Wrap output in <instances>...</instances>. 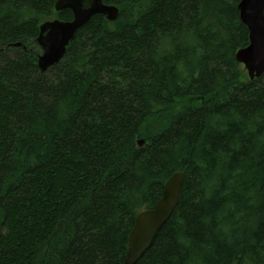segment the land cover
Segmentation results:
<instances>
[{
  "label": "trees",
  "instance_id": "obj_1",
  "mask_svg": "<svg viewBox=\"0 0 264 264\" xmlns=\"http://www.w3.org/2000/svg\"><path fill=\"white\" fill-rule=\"evenodd\" d=\"M103 1L118 18L42 71L40 25L73 11L0 0V264H123L177 172L137 264H264V74L236 58L240 0Z\"/></svg>",
  "mask_w": 264,
  "mask_h": 264
},
{
  "label": "water",
  "instance_id": "obj_2",
  "mask_svg": "<svg viewBox=\"0 0 264 264\" xmlns=\"http://www.w3.org/2000/svg\"><path fill=\"white\" fill-rule=\"evenodd\" d=\"M238 8L241 20L248 28L250 42L248 46L238 50L236 58L246 68L251 79L258 78L264 74V0H240ZM64 9L73 11L72 20L50 19L40 25L37 42L43 50L38 62L42 71L64 58L77 31L87 24L92 16L102 14L107 20L114 21L120 12L118 6L106 4L103 0H57L55 10ZM144 144V140L138 141L140 147ZM185 176V172L175 173L166 182L163 195L155 206L138 214L130 233L124 264H137L153 246L179 204Z\"/></svg>",
  "mask_w": 264,
  "mask_h": 264
},
{
  "label": "bare ground",
  "instance_id": "obj_3",
  "mask_svg": "<svg viewBox=\"0 0 264 264\" xmlns=\"http://www.w3.org/2000/svg\"><path fill=\"white\" fill-rule=\"evenodd\" d=\"M39 31H40V30H39ZM38 36H39V35H38ZM16 44H17V43H16ZM16 44H15V45H16ZM19 44H20V43H19ZM16 46H17V45H16ZM19 46H20V45H19ZM39 46H40V45H39ZM40 47H41V46H40ZM41 49H42V48H41ZM42 53H43V50H42ZM42 53H41V54H42ZM41 54H40V55H41ZM39 57H40V56H39ZM38 62H39V58H38ZM38 66H39V65H38ZM135 220H136V219H135ZM134 224H135V222H134ZM129 240H130V238H129ZM128 249H129V248H128ZM127 253H128V252H127ZM126 257H127V256H126ZM125 260H126V259H125ZM124 262H125V261H124ZM123 264H124V263H123Z\"/></svg>",
  "mask_w": 264,
  "mask_h": 264
}]
</instances>
